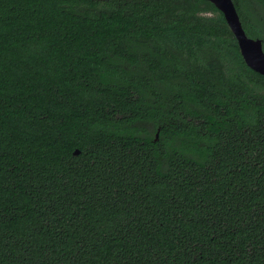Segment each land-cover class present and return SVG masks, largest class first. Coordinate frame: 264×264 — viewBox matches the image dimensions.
<instances>
[{
    "label": "trees",
    "instance_id": "obj_1",
    "mask_svg": "<svg viewBox=\"0 0 264 264\" xmlns=\"http://www.w3.org/2000/svg\"><path fill=\"white\" fill-rule=\"evenodd\" d=\"M0 264H264V74L209 0H0Z\"/></svg>",
    "mask_w": 264,
    "mask_h": 264
},
{
    "label": "water",
    "instance_id": "obj_2",
    "mask_svg": "<svg viewBox=\"0 0 264 264\" xmlns=\"http://www.w3.org/2000/svg\"><path fill=\"white\" fill-rule=\"evenodd\" d=\"M224 16L233 33L244 62L252 70L264 74V49L262 39L248 36L243 28L233 0H209ZM157 138V133H156ZM78 150H75L77 153Z\"/></svg>",
    "mask_w": 264,
    "mask_h": 264
}]
</instances>
